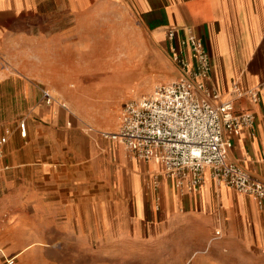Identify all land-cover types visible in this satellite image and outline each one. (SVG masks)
<instances>
[{
	"label": "crops",
	"instance_id": "1",
	"mask_svg": "<svg viewBox=\"0 0 264 264\" xmlns=\"http://www.w3.org/2000/svg\"><path fill=\"white\" fill-rule=\"evenodd\" d=\"M185 27L205 42L221 99L233 81H264V0H0L6 261L264 264V206L252 196L208 173L199 191L177 187L158 162L89 128V101L122 108L152 89L154 67L168 69L166 31ZM234 103L254 124L232 136L229 158L264 180V93Z\"/></svg>",
	"mask_w": 264,
	"mask_h": 264
},
{
	"label": "built area",
	"instance_id": "2",
	"mask_svg": "<svg viewBox=\"0 0 264 264\" xmlns=\"http://www.w3.org/2000/svg\"><path fill=\"white\" fill-rule=\"evenodd\" d=\"M168 53L179 74L159 82L138 99L123 104L114 131H100L140 160H154L177 187L199 191L208 173L218 186L252 196L264 206V180L229 158L232 136L252 128L254 114L237 110L235 100H260L264 81L241 88L235 81L221 99L212 83L211 59L205 42L189 28H169L165 33ZM46 102L51 101L44 91ZM22 134L24 124H20ZM5 137H0V150ZM13 258L8 260L9 264Z\"/></svg>",
	"mask_w": 264,
	"mask_h": 264
},
{
	"label": "rangeland",
	"instance_id": "3",
	"mask_svg": "<svg viewBox=\"0 0 264 264\" xmlns=\"http://www.w3.org/2000/svg\"><path fill=\"white\" fill-rule=\"evenodd\" d=\"M234 51L238 57V58L236 57L237 62L239 63L240 61L239 55H238L239 54V43H234ZM167 59H168V69L166 71L161 70L159 64L157 65V67H154V73H153V78H152L153 81H152L151 88H153V86L159 82L170 81L175 78V76H172V71L174 70V66L176 65L171 59L170 55H168ZM255 86H250L248 88H252ZM146 93H148V91L145 93L143 92L141 94H138L135 97L132 96L133 97L132 99H138L141 95L146 94ZM262 93H264V91H262ZM88 108H89L88 109V119L91 124L89 125L90 129L98 130L101 132L102 131L109 132V131L116 130L118 126L117 124L119 120L120 110L122 109L121 104L119 105L114 104V103L99 104V103H96L95 101H89ZM27 236L31 238L32 234L31 233L26 234L25 236H23V239H26ZM31 262L32 260L30 261V263ZM0 264H9L8 261H6V257L3 255H0Z\"/></svg>",
	"mask_w": 264,
	"mask_h": 264
}]
</instances>
